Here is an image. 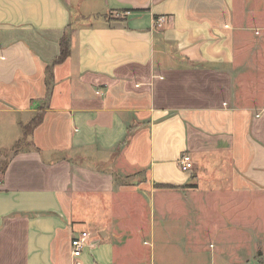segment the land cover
I'll return each mask as SVG.
<instances>
[{
    "label": "crops",
    "instance_id": "1",
    "mask_svg": "<svg viewBox=\"0 0 264 264\" xmlns=\"http://www.w3.org/2000/svg\"><path fill=\"white\" fill-rule=\"evenodd\" d=\"M0 159V264H264V0H0Z\"/></svg>",
    "mask_w": 264,
    "mask_h": 264
},
{
    "label": "trees",
    "instance_id": "2",
    "mask_svg": "<svg viewBox=\"0 0 264 264\" xmlns=\"http://www.w3.org/2000/svg\"><path fill=\"white\" fill-rule=\"evenodd\" d=\"M71 26L68 27V33L66 32V34H64L62 41L60 42V53L58 55L57 58H55L52 62L51 65H49L47 67L48 72L51 71V66L56 64V63H60L62 62L69 54V42H70V29ZM42 121V111L37 112L33 118L22 127V136L21 138L14 144V150L19 149L22 146L27 145V139L30 136V134L32 133V131L34 130V128L40 124V122ZM131 127L125 137V139L122 141L121 144H126L129 140V137L131 135ZM1 160V159H0ZM3 161L0 162V181L2 178V174L4 173L6 166H7V160L6 159H2ZM155 187H161V188H174L175 186H171V185H162V184H155ZM193 185H184L181 188H187V187H192Z\"/></svg>",
    "mask_w": 264,
    "mask_h": 264
},
{
    "label": "built area",
    "instance_id": "3",
    "mask_svg": "<svg viewBox=\"0 0 264 264\" xmlns=\"http://www.w3.org/2000/svg\"><path fill=\"white\" fill-rule=\"evenodd\" d=\"M164 21V17L158 19V24ZM180 169L182 171H190L193 168V161L189 154H182L179 159ZM88 238L87 232H81L80 235L74 236L71 239V247L73 256H79L85 246L86 239Z\"/></svg>",
    "mask_w": 264,
    "mask_h": 264
},
{
    "label": "rangeland",
    "instance_id": "4",
    "mask_svg": "<svg viewBox=\"0 0 264 264\" xmlns=\"http://www.w3.org/2000/svg\"><path fill=\"white\" fill-rule=\"evenodd\" d=\"M2 161H3V160L1 159L0 162H2ZM129 180H130V179H126V181H129ZM146 199H148V198H146Z\"/></svg>",
    "mask_w": 264,
    "mask_h": 264
}]
</instances>
